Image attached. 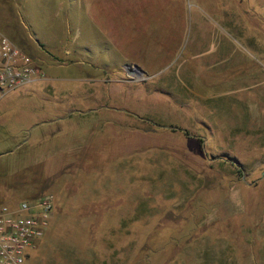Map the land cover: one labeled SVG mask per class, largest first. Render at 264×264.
I'll use <instances>...</instances> for the list:
<instances>
[{"label": "rangeland", "instance_id": "1", "mask_svg": "<svg viewBox=\"0 0 264 264\" xmlns=\"http://www.w3.org/2000/svg\"><path fill=\"white\" fill-rule=\"evenodd\" d=\"M0 29L41 70L0 100V205L56 198L27 264H264V0H0Z\"/></svg>", "mask_w": 264, "mask_h": 264}, {"label": "built area", "instance_id": "2", "mask_svg": "<svg viewBox=\"0 0 264 264\" xmlns=\"http://www.w3.org/2000/svg\"><path fill=\"white\" fill-rule=\"evenodd\" d=\"M41 75L31 56L0 29V100L10 91ZM55 195L48 192L16 207L0 205V264H27L29 247L41 239L55 208Z\"/></svg>", "mask_w": 264, "mask_h": 264}, {"label": "water", "instance_id": "3", "mask_svg": "<svg viewBox=\"0 0 264 264\" xmlns=\"http://www.w3.org/2000/svg\"><path fill=\"white\" fill-rule=\"evenodd\" d=\"M134 66H135L133 69L134 71H137L139 73L145 72L144 69L141 66H139L138 64H135Z\"/></svg>", "mask_w": 264, "mask_h": 264}]
</instances>
